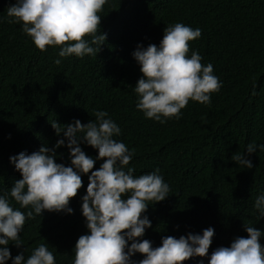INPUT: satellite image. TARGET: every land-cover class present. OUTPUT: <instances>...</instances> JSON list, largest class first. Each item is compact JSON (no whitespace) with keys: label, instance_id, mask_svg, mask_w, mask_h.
Instances as JSON below:
<instances>
[{"label":"trees","instance_id":"trees-1","mask_svg":"<svg viewBox=\"0 0 264 264\" xmlns=\"http://www.w3.org/2000/svg\"><path fill=\"white\" fill-rule=\"evenodd\" d=\"M14 2L0 0V194L21 178L10 156L52 149L63 138L53 122L61 129L75 119L83 125L103 110L121 129L114 139L134 150L126 167L135 176L159 169L169 185V196L144 213L151 227L140 239L157 247L162 237L212 227L206 256L183 262L208 264L214 249L246 238L244 225L264 234V218L252 206L264 192V151L249 157L251 169L231 160L250 142L264 144V0H106L98 13L106 39L97 55L69 56L59 64L58 47L40 51L20 24L6 22L7 6ZM175 23L200 29L199 38L188 42V55L195 50L202 64L210 63L221 87L209 104L189 100L179 119L161 124L135 108L133 87L141 73L132 53L137 45L158 46L163 29ZM79 146L95 161L90 172L98 169L103 160H95L96 150ZM55 162L70 166L67 147L55 149ZM90 172L81 175V188L69 200L71 214L42 210L26 217L20 246L7 245L6 264L17 254L26 258L39 243L48 245L55 264H71L76 240L87 233L81 197ZM260 243L264 246V235Z\"/></svg>","mask_w":264,"mask_h":264},{"label":"clouds","instance_id":"clouds-1","mask_svg":"<svg viewBox=\"0 0 264 264\" xmlns=\"http://www.w3.org/2000/svg\"><path fill=\"white\" fill-rule=\"evenodd\" d=\"M105 3L106 0H15L7 6L6 22L20 24L21 31L40 51L46 46L58 47L54 63L59 64L61 58L69 56L97 55L106 39L99 33L98 15ZM199 36V28L175 23L163 29L158 46L137 45L133 51L141 73L133 87L135 108L146 119L161 124L179 119L189 100L207 105L211 94L220 89L212 65L202 64L195 50L188 55V42ZM93 114L95 120L83 125L75 119L61 129L53 122L55 133L63 132V138L57 139L52 149L41 146L30 154L20 152L9 157L21 178L0 194V264L9 260V242L20 246L18 233L26 217L40 215L42 210L71 214L69 200L81 188V175L88 174L95 163L82 151L80 143L95 149V160L102 159L103 163L87 175L86 194L81 197L87 233L76 240L71 264H183L189 258L205 257L214 235L212 227L199 234L162 237L157 247L140 239L151 227L144 213L149 205L169 196V185L159 169L135 176L133 168L126 167L134 150L114 139L120 136V127L106 111ZM61 146L68 149L70 166L55 162V149ZM258 150L264 151V144L250 142L231 160L243 169H251L249 157ZM13 202L19 207H14ZM252 206L258 219L264 218V192L255 196ZM244 231L246 238L236 237L229 246L214 249L208 264H264V246L260 243L264 234L249 225H244ZM136 253L143 257L138 262L131 259ZM11 264H55V258L47 244L39 243L26 258L17 254Z\"/></svg>","mask_w":264,"mask_h":264}]
</instances>
